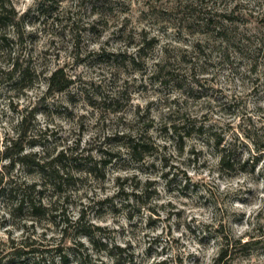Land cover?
<instances>
[{
	"label": "clouds",
	"instance_id": "clouds-1",
	"mask_svg": "<svg viewBox=\"0 0 264 264\" xmlns=\"http://www.w3.org/2000/svg\"><path fill=\"white\" fill-rule=\"evenodd\" d=\"M103 4L104 0H0V16L13 13L10 17L13 23L0 29V35L11 42L8 48L3 47L4 41L0 40V73L12 72L15 58H19L24 68L28 67V61H33L32 69L37 73L33 82L22 90L9 88L7 84L0 86L3 186L14 181L22 189L36 185V193L44 191L39 170L28 174L26 166L17 162L9 174L5 169L12 165L14 157L4 158L13 147V141H18L24 131L22 122L42 99L45 105H40L41 110L30 119L19 156L36 155L37 162L43 164L61 152L68 156L83 153L99 164L109 159L101 149L120 154L106 167L99 164L103 179L88 171L93 167L90 164L83 171L70 170L78 179L73 186L64 185L63 196L52 195L55 192L52 185H48V194L43 198L37 196L46 209L51 210L56 205V211L48 213L49 217H57L55 222L29 215L31 205L27 201L25 214L13 221L12 210L19 207L24 199L22 194L14 204L0 202V258L8 264V260L14 259L9 253L15 248L31 245L41 251L53 250L51 256L37 253L36 258L44 259L46 264H53V260L55 264H62V256H67L70 264H117L120 257L110 254L116 248L125 250L122 264H217L224 252L227 255L221 264H264V0H171V3L151 0L150 4L148 0H110L104 6L111 7L112 11L102 13L98 9ZM94 6L96 11H93ZM152 6L170 13L188 7L199 10L196 16L201 11L210 13L223 26L218 31L232 37L231 43L208 32H190L188 24L194 22V17L181 23L175 16H154ZM227 16L237 19L223 18ZM101 20H105L107 26L97 24L99 36L81 32L84 39L80 55L100 53L109 42L108 52L128 54L129 68L132 59L143 65L129 72L121 68L114 83L111 75L114 69L109 70L104 62H98L94 68L88 63L77 65L73 54L72 24H78L83 30ZM126 21L124 35L131 34L135 41L131 46L126 41L112 40L113 33ZM65 25L67 31L61 37ZM145 34L149 41L156 43L145 49L141 57L143 45L140 42ZM53 41L56 48L52 46ZM198 44L204 46L205 55L197 48ZM61 45H64L63 50H60ZM45 52L53 54L45 57ZM9 55L13 57L11 63ZM185 56L194 63L183 61ZM169 62L176 66V71L187 76L183 87H176L175 81L165 87L163 78L153 79ZM65 64L69 66L65 69L68 78L75 83L69 89L52 90L48 95L51 82L47 78ZM0 79L6 81L7 76L0 75ZM20 79L21 73L17 72L13 83ZM125 83L127 99L121 95ZM93 84L102 87L103 92H97ZM190 89L201 93V98L190 97L187 94ZM70 95L75 97L74 101L69 99ZM105 96L118 100L123 107H105ZM13 105L17 108L15 112ZM45 106L53 115L43 111ZM57 108L60 109L58 114ZM178 114L195 120V128L203 127V134L198 131L191 135L186 131L174 134L173 125H185L183 118L169 119ZM141 116L145 117L143 124ZM149 122L152 127L144 129L143 125ZM49 129L58 133V137L53 138ZM212 132L223 138L219 150ZM44 133H48L46 146H29L28 141L40 140ZM117 135L137 142L140 135L150 137L156 151L145 153L142 161L134 160L126 140L106 142ZM77 145L78 151H69ZM193 150L199 155H193ZM231 151L237 153L232 158L233 167H222L226 152ZM164 157L169 158L167 167ZM246 163L247 167H242ZM55 167L65 175L60 164ZM166 172L171 173L169 179L178 176L171 188L168 180L162 178ZM118 179L127 183L119 185ZM134 179L139 182V188L134 185ZM189 180L191 186L182 192ZM148 182H153L151 191L155 194L147 203H141L133 193L144 196ZM121 192L127 196H120ZM68 197L70 202L65 203ZM109 199L112 203L105 204L102 213L98 206L94 207L96 202ZM127 205L139 211H132ZM113 206L119 210L118 214ZM153 208L155 213L150 211ZM84 213V223L92 229L91 236L83 231L76 234V225ZM65 216L71 221V228L63 222ZM150 219L156 221L152 227L148 226ZM56 223L60 224L59 229ZM63 229L69 230L67 238ZM62 240L65 251L56 254L54 250L61 247ZM94 241L107 247L97 249ZM69 248L76 251L69 252Z\"/></svg>",
	"mask_w": 264,
	"mask_h": 264
},
{
	"label": "rangeland",
	"instance_id": "rangeland-1",
	"mask_svg": "<svg viewBox=\"0 0 264 264\" xmlns=\"http://www.w3.org/2000/svg\"><path fill=\"white\" fill-rule=\"evenodd\" d=\"M104 2H106L107 5L110 3V0H104ZM157 3H160V0H156ZM169 3H171V0H168ZM148 3H151V0H148ZM106 11L105 12H111L112 8L111 7H105ZM53 11L55 9H52ZM97 8L94 6L93 11H96ZM45 11V9L43 8L42 12ZM197 11H199L197 8L195 7H188L185 9H177V11L175 13H170V12H166L164 11L162 8H156L155 6L151 7V12L154 16L157 17H164V18H168V17H172L175 16L179 19V21L181 23H183L185 20H188L190 17H194V22H191L188 24V30L191 31H200V32H208L210 33L212 36L219 38V37H223L224 40H227L229 43H231L232 37L229 36L225 31H218L219 28L223 27L222 25H220L219 21L215 20L214 18L211 17L210 13H204V12H200L199 16H196L195 14L197 13ZM13 15V13L9 12L7 16H0V29H6L7 25L13 23V21L11 20V16ZM147 15V14H145ZM207 17V18H205ZM223 18H227L229 20H235L237 19L235 16H227V17H223ZM57 23H60L59 19L57 20ZM69 23L71 24V21H69ZM127 21L125 22L123 27H120L118 29L117 33H113V37L112 40L117 41V42H121V41H126L128 43V46H131L132 43H135V41H133L131 34L129 35H124V33L126 32L127 29ZM97 24H103L105 27L107 26V22L105 20H101L98 22H95L90 29H83L81 30L78 24H72V35H73V39L75 41V47L73 50V54L76 56V64H81V63H88L89 67H96L98 62H104L107 65V68L109 70L114 69V71H111V75L113 78V83L115 82V80L118 77V72L121 68H123L126 72L131 71L132 69L135 68H142L143 65L141 63H138L136 59H132V66L131 68H129V66L127 65V60L130 59V57L128 56V54L124 51H120V52H116V53H110L108 52L106 49L107 47L110 46L109 42H106L105 44V48L101 49L100 53H89L86 57H82L80 55L81 52V44L83 43V39L84 37L81 35V32H90L96 36H99L100 31L99 28L97 27ZM17 27L19 28V25H17ZM68 26L65 25L64 26V31L60 32L61 37L65 36V32L67 31ZM0 40L4 41V45L3 47H8L10 48V44L11 42L7 39L6 36L0 35ZM21 43L23 44V38L21 39ZM143 46L140 48V55L141 57H143L144 53H145V49H150L153 47V45L156 43L155 40L149 41L147 39V35L145 34L144 39L140 42ZM53 48H56V42L53 41L52 43ZM213 47H215V45H213ZM197 48L201 50V54L205 55L206 53L204 52V46L203 45H197ZM64 49V45L60 46V50ZM53 53L51 52H45L44 56L47 57L49 55H52ZM56 55V59L59 60V54L58 52L55 53ZM248 55H251V53L249 52ZM9 63H11L13 61V57H11V55H9L8 57ZM183 61H186L188 63H194L193 60H191L190 58H188L187 56L183 57ZM28 67L24 68L22 66V64L20 63L19 58H15V67L13 69L12 72L10 73H0V75H6L7 76V80L5 81L4 79H0V86H3L5 84L8 85L9 88H14L16 90H22L24 87H27L28 85H30L33 80L35 79L37 73H35L32 69V64L33 61H28ZM69 66L67 64H65L62 67H59L60 69H62L63 71V75L65 76V79H67V81L69 82V85L66 89L71 88V86L75 83L74 80L69 79L67 73L65 72V69L68 68ZM252 71L255 72L256 68L253 67ZM20 72L21 73V79L15 83H13V77H15L16 73ZM40 75H43V73H40ZM163 78L164 79V86L168 87V85L175 81L176 83V87H183L184 82L187 81V76H183L180 72L176 71V66L171 65V63L169 62V64L163 66L160 68V72L153 77L154 80H159ZM48 79V78H47ZM198 84H200L199 81H196ZM81 83H84L83 81H81ZM92 87L97 91V92H103V88L100 86H97L95 84L92 85ZM141 87H144V85H141ZM201 88H204L203 84H200ZM127 88L128 85L127 83H125L124 85V91H122L121 95L127 99ZM205 91H207V89H205ZM52 93L49 92L48 95H51ZM190 97H196V98H201L202 94L196 92L195 90H189L187 93ZM70 100H75L74 96L69 97ZM109 101H111V103H108ZM93 104H95V102H92ZM40 105H45V99H42L40 101ZM40 105H38L36 108L32 109V112L30 113L29 117H26L25 120L22 122L21 128H23V132L20 135V139L18 141H13V147L11 149H8L7 152L4 155V158H8V157H14L13 159V163L12 165L8 166L5 171L8 172L9 174L11 173L12 169L15 168V164L17 162L21 163L22 165H25V170L27 171L28 174H33L36 170H39V172L42 174L43 176V183H42V187L44 189V191H41L39 193H36V185H32L27 189H22L20 186L15 185L14 181H9L7 186H3L4 185V181L3 178L0 177V197H3V201L0 202H4L6 204H14L17 200L18 195L22 194L24 199L20 201L19 207H14L12 210V216H13V221L19 219L20 217H22L25 214V201L28 202V204L31 205V209L28 212L29 215L39 219V220H44V219H51L53 222H55L57 220V217L55 215H52L51 217L48 216L49 211L51 212H55L56 211V205H53V208L51 210L46 209L43 207V205L41 204L40 200L37 199V196H39L40 198H43L46 194H48V185H52V187L55 189V192L52 193V195H55L56 193H60L63 196V193L65 191L64 185H68V186H73L76 182H77V177H74L73 175H71V169H75L76 171H83L85 170L87 165H93V167H91L90 169H88V171L92 172L93 174L96 175L97 178L99 179H103V172L99 166V164H103L104 167H106L108 165V163L111 160L117 159L119 158L120 154L118 152H104L103 149H101V152L108 156L109 159L99 162V164H97V162H94L91 157H85L83 155V153H80L79 155H71L68 156L66 155L64 152H61L59 154V156H57L55 159H51L46 161L45 163L41 164L37 162V156L36 155H31V156H19L18 154L20 152L23 151V147L22 145L24 144L25 140H26V136H27V129L30 127V119L34 118V114L38 111L41 110ZM105 107L109 108V109H120L123 107V105L120 104V102L118 100H114L112 97L110 96H105ZM150 107V106H149ZM14 112L17 111V108L15 105H13V109ZM25 111H27V109H25ZM43 111L48 114L49 116L53 115L52 112H49L47 106H45L43 108ZM60 111L59 108L56 109V114H58ZM139 109L137 110V114L139 115ZM180 119L183 118L185 120V125L183 127H177L176 125H173V133L174 134H179L182 131H186L188 135H191V133L193 131H198L199 133L203 134V127H201L200 129H196L195 128V124L196 121L189 119L186 115L184 116H180L179 114L176 117H169V119ZM203 119H207V117L205 116ZM145 120V117L141 116L140 117V123L143 124ZM120 123H122L123 121L120 120ZM191 125L192 127L189 128L188 126ZM144 129L150 128L152 127V123L149 122L147 124L143 125ZM175 129V130H174ZM49 132H51L53 138L58 137V133H56L55 131L49 129ZM164 132L165 134H167V126H164ZM48 133H44L41 136L40 140H31L28 141L29 146H35L36 144H40L42 146H46L49 141H47L45 139V137L47 136ZM212 136H214L216 138V149L219 150V146L220 144L223 142V138L215 133L212 132L211 133ZM129 139H132L131 137H120V136H116V137H109L107 139L106 142L108 143H120L123 141H129ZM139 139L141 140V142H143L146 146H145V153L151 154L154 153L156 151V149L153 147L152 143H151V138L147 137L145 135H140ZM218 143V144H217ZM79 146L77 145L76 149H72L69 148L70 152L73 151H78ZM181 151L183 150L182 147V138H181ZM165 151H167V149H165ZM193 155H199L197 153H195V151L193 150L192 152ZM228 154L230 155L231 158L235 157L237 155V153L235 151H231L228 152ZM49 156H51V153H48ZM144 158V154L141 155L140 160H137L138 158H133L134 160L137 161H142ZM258 162V161H257ZM191 163V161H190ZM250 163V162H249ZM60 164L61 167L64 169L65 175H61L59 171H57L55 165ZM169 164V158L168 157H164V165L165 167H167ZM153 169L155 168V165L151 166ZM242 167H247V163L245 165H243ZM173 171H176L175 165H173ZM171 175V173L166 172L164 174V176L162 177L165 180H168L169 182V188H171V186L173 184H175L178 180V176L176 177H172V179H169V176ZM185 175V178L187 179V175ZM124 183H127V180L125 181H120L119 179L117 180V184L119 185H123ZM134 185L139 188V182L136 181L135 179L133 180ZM153 186V182H148L145 186V193L144 196H136L135 193H133V196L136 200L140 201L141 203H147L148 202V198H150L152 195H154L155 193L153 191H151ZM191 186V181L189 180V185H186L184 187V189H182V192H186L187 188ZM120 196L126 197L127 194L121 192L119 194ZM70 202V197L65 198V203ZM112 200L109 199L107 201H100V202H96V204L94 205V207H99L100 209V213L103 212L104 210V205L105 204H111ZM126 207L128 208H132L131 205H127ZM171 207V205H170ZM113 211L117 212V209H115V207L113 206ZM132 211H136L138 212L139 209H135L132 208ZM150 211H153L155 213V209H150ZM66 212V210H65ZM98 213V214H100ZM131 212H129V218L131 219ZM63 215V214H62ZM86 213L82 214L81 217V221H79L76 225V234H79L81 231H83L85 234L91 236L92 234V229L87 226L84 223V217H85ZM177 216H179L180 214L177 213ZM168 219H171V214L169 215ZM8 221L6 220L5 223H7ZM63 222H66L69 224V228L72 227L71 221L67 220V217L65 216V219ZM156 223V221L154 220H149V227L154 226ZM55 227L57 229L60 228V224L56 223ZM222 230V229H221ZM96 231H103L101 229H96ZM63 234H64V238H67L69 236V230L68 229H63ZM193 235H195V233H193ZM203 239H207V237H204ZM94 244L96 245L97 249L104 247L106 248L107 245H101V243L99 241H94ZM80 247H83V245H80ZM13 248H15V245L13 244ZM56 254H62L65 249L63 247V240L61 241V247L57 248L54 250ZM67 251L69 252H75L76 249L73 248H69L67 249ZM152 249H149V252H151ZM37 253H40L41 256L44 255H49L51 256L53 254V250H45V251H41L38 248L32 247L31 245H26L24 248H15V250L11 253H9L10 256L14 257V259L8 260V264H46V261L44 259H37ZM110 254H114V255H118L120 257V259L117 261V264H122L124 256H125V250L116 248L113 250L112 253ZM224 260V259H223ZM222 260V261H223ZM0 264H4V259L0 258ZM53 264H55V261L53 260ZM62 264H70L68 257L67 256H62ZM221 264V262L219 263Z\"/></svg>",
	"mask_w": 264,
	"mask_h": 264
},
{
	"label": "trees",
	"instance_id": "trees-1",
	"mask_svg": "<svg viewBox=\"0 0 264 264\" xmlns=\"http://www.w3.org/2000/svg\"><path fill=\"white\" fill-rule=\"evenodd\" d=\"M104 4H106V2H104ZM104 4L100 5L99 9H98L102 13L106 11ZM43 8H44V6L42 4L40 10L42 11ZM48 79L51 82V89L49 90V92H51V93H52V90L63 91L69 85V82L67 81V79H65V76L63 75V71L60 68H58L57 71H55L53 73V75L51 77H49ZM127 146L131 149L132 157L138 158L137 160H140L141 155L145 154V151H146L145 146L146 145L143 142H141L140 139H139V142H137L134 139H129V141L127 142ZM222 167H226V168H232L233 167L232 158L230 157L228 152H226L224 160L222 161ZM226 255H227V252H224L221 255L220 261H218L217 264L222 262V260L224 259V257Z\"/></svg>",
	"mask_w": 264,
	"mask_h": 264
}]
</instances>
